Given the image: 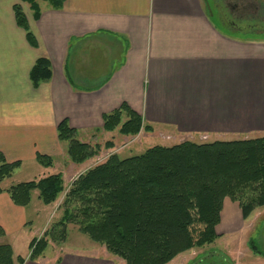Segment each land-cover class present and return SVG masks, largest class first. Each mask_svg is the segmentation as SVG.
<instances>
[{
    "label": "crops",
    "instance_id": "1",
    "mask_svg": "<svg viewBox=\"0 0 264 264\" xmlns=\"http://www.w3.org/2000/svg\"><path fill=\"white\" fill-rule=\"evenodd\" d=\"M38 1L36 19L29 3L0 0V153L21 161L15 172L28 163L44 168L36 179L58 172L68 157L59 124L67 120L79 139L98 140L104 115L124 103L152 127L149 134L176 144L264 136V38L220 23L208 0H65L61 8ZM15 4L37 45L17 24ZM40 57L50 60L52 76L35 87L30 72ZM38 154L51 156L53 165H42ZM75 167H63L69 179ZM13 184L1 183L3 242L43 211L59 213L63 201L45 205L35 191L29 205H17L7 191ZM240 217L239 203L225 198L217 233H236ZM237 252L236 264H264L261 254L243 260L247 255ZM24 264L110 263L76 250Z\"/></svg>",
    "mask_w": 264,
    "mask_h": 264
},
{
    "label": "trees",
    "instance_id": "2",
    "mask_svg": "<svg viewBox=\"0 0 264 264\" xmlns=\"http://www.w3.org/2000/svg\"><path fill=\"white\" fill-rule=\"evenodd\" d=\"M21 1L30 4L36 19L40 17L38 0ZM47 1L54 8H61L65 2ZM14 12L29 42L37 45L22 5L15 4ZM51 76L50 60L38 58L30 72L33 85L37 87ZM118 128L124 135L152 130L126 103L104 115L103 130ZM58 135L68 143V155L75 163L85 162L101 149L100 144L81 141L67 120L59 124ZM112 145L106 143V147ZM37 159L46 167L54 163L45 154H38ZM20 165L21 161L9 162L0 153V191L1 182ZM63 189L62 175L58 173L21 181L7 191L17 205L27 206L34 190H39L43 203L50 204ZM226 197L239 203L244 219L264 207V136L155 145L127 158L113 154L73 182L63 202V219L42 237L32 239L28 259L39 258L49 239L65 240L67 224L72 221L92 240L106 244L126 264H168L194 247L216 241V226ZM5 234L0 225V238ZM250 245L255 254L263 255L254 239ZM26 260L23 256L15 258L11 244L0 243V264H24Z\"/></svg>",
    "mask_w": 264,
    "mask_h": 264
},
{
    "label": "rangeland",
    "instance_id": "3",
    "mask_svg": "<svg viewBox=\"0 0 264 264\" xmlns=\"http://www.w3.org/2000/svg\"><path fill=\"white\" fill-rule=\"evenodd\" d=\"M119 128L115 131V136L113 135V133H105L112 131L104 130L103 133L101 132L96 135L98 136V140L96 139L93 141H85L80 139L83 142H88L92 145L100 144L101 146V149L98 154L86 160L85 162L75 163L71 160L69 155L68 157L64 158L60 165V170L58 172L52 173H60L63 179L64 189L58 195L57 199L53 202L55 203L58 200H63L60 205V212H54L53 214L50 213V215L48 216V213H45L43 211L41 214H39V216L35 218L34 224L32 226H28L27 229L16 233V235H12L10 239L4 238V242L2 241V239H0V243H5L6 241L12 243L11 246H14V255H17L15 256V258L18 256H23L28 259V256L31 253L30 242L32 241V239L36 237H42L47 230L51 229L52 226H54L56 223L63 219L65 215V208L63 207V202L73 182L81 174L87 172L88 170L94 168L97 165L105 163L113 154H117L121 158H127L134 155H140L144 153L148 148L153 147L155 145L171 146L177 143L173 140L163 139L159 136L158 133H148L153 130L148 131L142 129L141 131H145L147 133L140 134V132V135H124L119 131ZM107 142H111L113 145L111 147H106ZM116 143L117 147L115 146ZM116 150L118 151L117 153ZM67 158H69L70 161H67ZM68 162H72L73 164H75V170L77 171L72 172V174L75 175L71 179H69L70 175L69 177L66 176L65 170H63V167H66ZM42 171H44V168L38 169L37 167H33L30 163H28L20 171H16L15 173H13L12 176L7 177L1 183L7 185L9 183H18L21 181H29L32 179H36L38 177L37 175H39L40 172L42 173ZM35 191H38L39 194V190H34L33 192ZM35 201H37V197H35ZM49 217H51V221L48 226L45 227L43 233L41 235L34 234L35 232L37 233L42 229L43 225L46 223ZM243 220L244 219L242 218L239 224L240 230L236 231V233L223 235H219L218 233V238L214 243L206 244L201 247H194L178 255L168 264H236L239 258H237L238 256H235L233 252L236 253L238 251L237 254H246L247 256L242 258L243 260H247L254 256V252L250 245V241L252 239L256 241L263 253L262 256H264V207L256 209L251 214V216L248 219L244 220V222L242 223ZM76 250L86 255H97L100 257H104L109 261L110 264H126L125 260L122 257L109 251L106 244L92 240V238L88 234L83 233L80 230L79 225L77 223H74L72 221L68 222L67 224L66 239L63 241H55L53 239H49L48 247L46 248L44 253L36 260H39L42 257H51L54 255H56L58 260H60L62 259L63 254L65 252H76Z\"/></svg>",
    "mask_w": 264,
    "mask_h": 264
},
{
    "label": "flooded vegetation",
    "instance_id": "4",
    "mask_svg": "<svg viewBox=\"0 0 264 264\" xmlns=\"http://www.w3.org/2000/svg\"><path fill=\"white\" fill-rule=\"evenodd\" d=\"M220 23L240 36L264 38V0H208Z\"/></svg>",
    "mask_w": 264,
    "mask_h": 264
}]
</instances>
